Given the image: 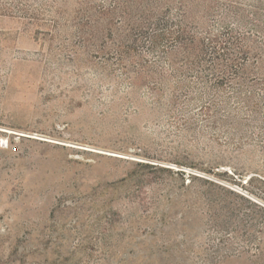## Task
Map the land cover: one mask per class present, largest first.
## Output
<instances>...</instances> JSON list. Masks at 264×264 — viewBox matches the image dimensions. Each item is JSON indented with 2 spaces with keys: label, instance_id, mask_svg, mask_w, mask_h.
Returning a JSON list of instances; mask_svg holds the SVG:
<instances>
[{
  "label": "rangeland",
  "instance_id": "1",
  "mask_svg": "<svg viewBox=\"0 0 264 264\" xmlns=\"http://www.w3.org/2000/svg\"><path fill=\"white\" fill-rule=\"evenodd\" d=\"M213 1L209 31L264 43V0ZM148 27L0 0V264H264V67L168 61Z\"/></svg>",
  "mask_w": 264,
  "mask_h": 264
},
{
  "label": "trees",
  "instance_id": "2",
  "mask_svg": "<svg viewBox=\"0 0 264 264\" xmlns=\"http://www.w3.org/2000/svg\"><path fill=\"white\" fill-rule=\"evenodd\" d=\"M215 4L217 2L213 1V5L209 6L206 0H138L142 22L149 24L143 29L152 50L158 53L163 49L164 58L168 61L174 62L178 57L189 61L203 57L210 43L216 53L217 65L236 68L234 75L244 74L239 67L250 60L264 67V43H255L245 22L242 32L223 23L224 30L214 34L209 31L208 19L199 12L193 13L203 7L210 13ZM229 8L237 19L245 21L237 13V7ZM242 62L247 63L242 65Z\"/></svg>",
  "mask_w": 264,
  "mask_h": 264
}]
</instances>
